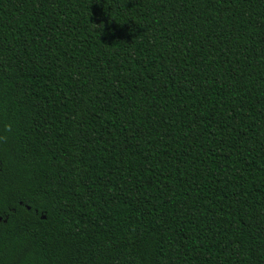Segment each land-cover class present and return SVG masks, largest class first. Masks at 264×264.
Wrapping results in <instances>:
<instances>
[{
	"label": "trees",
	"instance_id": "obj_1",
	"mask_svg": "<svg viewBox=\"0 0 264 264\" xmlns=\"http://www.w3.org/2000/svg\"><path fill=\"white\" fill-rule=\"evenodd\" d=\"M0 264H264V0H0Z\"/></svg>",
	"mask_w": 264,
	"mask_h": 264
}]
</instances>
